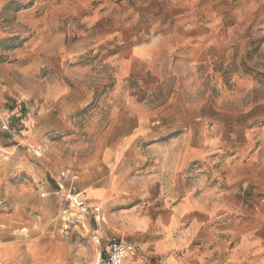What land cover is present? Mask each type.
<instances>
[{
  "label": "rangeland",
  "instance_id": "1",
  "mask_svg": "<svg viewBox=\"0 0 264 264\" xmlns=\"http://www.w3.org/2000/svg\"><path fill=\"white\" fill-rule=\"evenodd\" d=\"M111 237L129 264H264V0H0V264Z\"/></svg>",
  "mask_w": 264,
  "mask_h": 264
},
{
  "label": "built area",
  "instance_id": "2",
  "mask_svg": "<svg viewBox=\"0 0 264 264\" xmlns=\"http://www.w3.org/2000/svg\"><path fill=\"white\" fill-rule=\"evenodd\" d=\"M78 175L69 168H64L60 171V177L58 180V186L60 189H64L63 181L70 179L76 180ZM66 198L71 207L78 211L83 216H88L90 213L94 214L96 218H99V208L91 206L86 200L79 198L69 192H66ZM97 242L99 241L96 238ZM134 246L122 241L118 237H111L108 239L106 247L103 251H100L97 259L92 264H129L125 257L126 255H132L134 252Z\"/></svg>",
  "mask_w": 264,
  "mask_h": 264
},
{
  "label": "crops",
  "instance_id": "3",
  "mask_svg": "<svg viewBox=\"0 0 264 264\" xmlns=\"http://www.w3.org/2000/svg\"><path fill=\"white\" fill-rule=\"evenodd\" d=\"M233 239H235V237L232 238V241H233ZM236 240H238V247H240L243 251L247 250V249H249L251 247L250 237H248L247 235H244V234L243 235H238ZM221 246L222 245L220 244V247ZM235 251H237V250H235ZM140 258L143 259V257L136 255V258H134V259H136V264H144L142 261H140ZM198 262H199V260L197 259V260H195L194 262H192L190 264H198ZM231 262H233V259H232Z\"/></svg>",
  "mask_w": 264,
  "mask_h": 264
}]
</instances>
